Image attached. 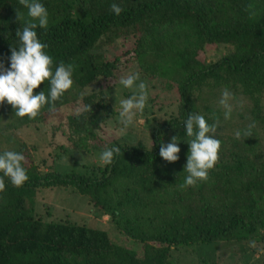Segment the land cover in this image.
<instances>
[{
    "label": "trees",
    "instance_id": "obj_1",
    "mask_svg": "<svg viewBox=\"0 0 264 264\" xmlns=\"http://www.w3.org/2000/svg\"><path fill=\"white\" fill-rule=\"evenodd\" d=\"M40 2L49 22L36 29L38 37L48 45L53 67L74 66V84L54 109L45 105L35 119L16 116L7 102L0 105V133L12 138L3 150L22 153L31 175L20 187L5 177L0 264H209L202 256L195 260L197 249L217 246L212 264H264V0ZM113 3L123 9L119 16L111 11ZM27 13L19 0H0L5 67H10L11 47L20 46L16 31L31 19ZM126 40L132 42L126 59L107 57L108 48ZM131 69L141 81H158L176 91V104L150 129L148 148L100 144L102 129L119 118L108 95L110 83L116 85ZM48 86L45 81L34 94L47 93ZM225 88L234 94L231 119H225L219 104ZM191 112L218 123L222 145L208 179L185 186L192 138L184 121ZM50 119L65 139L55 151L36 144L29 149L19 139L20 133H39ZM249 125L253 135L236 139L235 132ZM173 136L180 158L168 162L160 147ZM112 147L121 152L111 164L62 171L55 165L73 151L101 154ZM46 191L86 198L108 217L114 233L67 216L51 218L45 203L44 212L38 206Z\"/></svg>",
    "mask_w": 264,
    "mask_h": 264
},
{
    "label": "clouds",
    "instance_id": "obj_2",
    "mask_svg": "<svg viewBox=\"0 0 264 264\" xmlns=\"http://www.w3.org/2000/svg\"><path fill=\"white\" fill-rule=\"evenodd\" d=\"M19 3L28 9L29 19L17 29L19 39L18 48L11 47L10 67L0 62V105L7 102L15 110L18 117L35 119L45 105L60 100L65 92L73 87L74 66L61 62L53 67V58L45 51L47 44L42 43L36 29L47 28L49 14L40 0H19ZM111 11L117 16L123 9L116 3L111 5ZM18 20L23 19L17 12ZM45 81L49 82L48 91L34 94ZM140 81L139 83H137ZM124 88L133 90V94L119 101V123L124 127L134 123L137 113H142L149 100L147 85L140 80L139 73H130L119 80ZM234 94L227 88L222 90L219 104L225 110V119H231ZM186 136L191 137L187 163L184 171L187 175L185 186H194L198 181L208 179L209 170L214 168L219 160L222 141L217 138L218 123H208L205 116L196 112L188 113L184 121ZM252 125L235 132L236 139L251 137ZM177 136H173L170 143H162L160 156L168 162H177L181 151ZM121 152L120 147L105 148L100 159L105 164H111ZM25 156L16 151L0 153V193L6 190L5 177L16 187L23 186L28 181L27 169L23 166Z\"/></svg>",
    "mask_w": 264,
    "mask_h": 264
},
{
    "label": "rangeland",
    "instance_id": "obj_3",
    "mask_svg": "<svg viewBox=\"0 0 264 264\" xmlns=\"http://www.w3.org/2000/svg\"><path fill=\"white\" fill-rule=\"evenodd\" d=\"M131 43L132 42H130L129 40H126L123 42L122 45L120 43L114 44L112 47L107 49V57L113 58L114 56L116 57L123 55L126 59L124 53L128 49H130ZM201 57H203L202 54ZM131 72H133L132 69L129 70L127 73L125 72L124 74H122V77L127 76ZM139 82L140 81H138L137 83ZM142 82L147 85L149 92V100L144 111L142 113H137V115L134 117V123L131 126L126 127V129L129 128L127 130L119 123V118L110 121L100 133V144L112 145L114 142H126L131 145L141 143L146 148L150 146V129L153 127L155 122L159 120L161 121L163 119L164 113L166 111H169L174 108L177 101V96L176 91L169 90L166 86L160 84L158 81L147 82L144 80ZM110 85L111 88L108 91V95L113 105L118 110H120L119 101L121 99L126 98L125 96H123V93L128 92L133 94V90L124 88L121 84H119V82L116 85L114 82H111ZM159 108H161V110ZM64 113L68 115L69 110H64ZM153 118H155L156 120H153ZM65 119L66 117L64 116L63 122ZM55 121V119H50L49 121H47L43 125V128L38 130L40 134H35L31 131H27L25 136L20 133L19 139L25 142V145L29 149L34 144H36L40 147V150L55 151L56 146L65 144L64 137H62L60 131L55 128ZM3 135L5 136V134ZM3 135L2 133H0V150L5 151L3 150L5 148L2 146V144H11L12 138L4 137ZM40 138H45L46 141H41ZM49 143L50 145H48ZM37 152L33 151L34 155H37ZM100 155L101 154L96 151H91L90 153H87L85 151H73L71 155H63L60 159L57 160L55 165L57 169L61 171L64 168L69 169L73 166L79 169H81V166L101 167L103 166L104 162L101 161ZM31 170L32 169H30V171ZM38 201L39 209L42 212H44L43 209L46 208L43 205L44 203L46 206H48V208H50L49 212L52 215L50 216L51 218L58 219L67 216L71 220L79 224L86 223L90 226L104 229L110 232L111 234L114 233L113 224L108 220V217L102 215L97 209L93 208L92 205L88 202V200L84 197H80L68 191L66 193H63L61 191L56 193L53 191H46L43 195H40L38 197ZM219 247L220 246L211 247L210 251H207L205 248L198 247V252L195 257V260H198L197 256H202L208 260L209 264H212V261L216 259L214 255V250L220 249ZM257 258V256H254L253 260Z\"/></svg>",
    "mask_w": 264,
    "mask_h": 264
}]
</instances>
